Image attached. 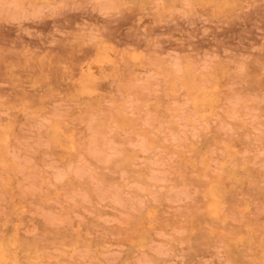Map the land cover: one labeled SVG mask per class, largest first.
I'll return each instance as SVG.
<instances>
[{"label":"rangeland","instance_id":"1","mask_svg":"<svg viewBox=\"0 0 264 264\" xmlns=\"http://www.w3.org/2000/svg\"><path fill=\"white\" fill-rule=\"evenodd\" d=\"M0 264H264V0H0Z\"/></svg>","mask_w":264,"mask_h":264}]
</instances>
